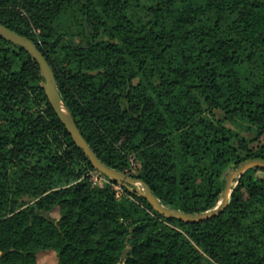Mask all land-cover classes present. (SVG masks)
<instances>
[{
  "label": "trees",
  "instance_id": "trees-1",
  "mask_svg": "<svg viewBox=\"0 0 264 264\" xmlns=\"http://www.w3.org/2000/svg\"><path fill=\"white\" fill-rule=\"evenodd\" d=\"M0 24L36 43L101 162L164 206L212 210L264 159V0H0ZM44 84L0 38V264H264L263 168L219 216L165 218L94 169Z\"/></svg>",
  "mask_w": 264,
  "mask_h": 264
},
{
  "label": "water",
  "instance_id": "water-1",
  "mask_svg": "<svg viewBox=\"0 0 264 264\" xmlns=\"http://www.w3.org/2000/svg\"><path fill=\"white\" fill-rule=\"evenodd\" d=\"M0 38L25 49L37 60L45 79L44 88L50 104L52 105L61 122L66 127L69 134L72 136L76 145L84 152L86 157L89 158L94 169L105 177L118 182L120 186H126L131 192L135 191L138 196L146 198L147 201L153 206L154 210L165 218L178 219L184 223H200L215 218L222 214L228 207L231 193L236 187L239 179L247 171L253 168L264 169V159H252L243 162L238 166V168L230 170L226 177V183L222 192L221 201L219 205L212 210L199 214H186L182 211L166 207L154 195L149 186L142 182L139 178L130 177L122 172L106 166L101 162L86 139L82 136L76 125V122L63 102L58 91L54 72L45 56L39 51L36 43L18 34L17 32L10 30L2 24H0ZM139 186H141V188Z\"/></svg>",
  "mask_w": 264,
  "mask_h": 264
},
{
  "label": "rangeland",
  "instance_id": "rangeland-1",
  "mask_svg": "<svg viewBox=\"0 0 264 264\" xmlns=\"http://www.w3.org/2000/svg\"><path fill=\"white\" fill-rule=\"evenodd\" d=\"M244 136L250 140L251 139V135L248 133H245ZM261 144L264 145V138L261 140ZM133 174H137V170L134 164V170H133ZM92 180L93 181H100L98 175L93 174L92 175ZM141 188V186H139ZM61 216V212L59 209H56L54 212L51 213V217L54 219H59ZM37 261L39 264H55L58 262V255L56 253V251L54 250H48V251H43L41 253L38 254L37 256Z\"/></svg>",
  "mask_w": 264,
  "mask_h": 264
},
{
  "label": "built area",
  "instance_id": "built-area-1",
  "mask_svg": "<svg viewBox=\"0 0 264 264\" xmlns=\"http://www.w3.org/2000/svg\"><path fill=\"white\" fill-rule=\"evenodd\" d=\"M96 182V181H95Z\"/></svg>",
  "mask_w": 264,
  "mask_h": 264
}]
</instances>
